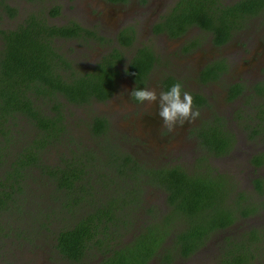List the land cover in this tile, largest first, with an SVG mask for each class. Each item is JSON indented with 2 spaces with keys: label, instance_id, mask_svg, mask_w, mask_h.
Wrapping results in <instances>:
<instances>
[{
  "label": "trees",
  "instance_id": "1",
  "mask_svg": "<svg viewBox=\"0 0 264 264\" xmlns=\"http://www.w3.org/2000/svg\"><path fill=\"white\" fill-rule=\"evenodd\" d=\"M263 10L264 0H235L231 4L221 0H176L153 30L176 37L188 27L197 26L210 34L212 43L219 45L230 37L232 30L240 28L246 17ZM5 11L9 16L16 13L9 5ZM58 13L57 6L48 12L50 16ZM83 34L101 40L76 22L50 24L36 12L29 13L13 29H0V217L15 212L20 215L28 205L26 202L33 201L25 192L27 180H35L36 170L40 183H44L41 176L51 182V196L70 194L62 202L63 212H71L72 205L80 202L90 206L79 212L71 225L57 230L54 248L62 258L81 264L93 253L98 258L95 264H147L152 258L171 264L177 257H189L213 233L221 232L218 230L231 225L238 216L251 214L255 208L242 209L239 193L236 208L228 206L226 196L234 191V186L225 185L228 180L222 174H214L204 155L198 156L194 168L189 170L178 164L146 166L129 150L109 140V122L102 115L91 117L88 124L91 136L99 138L96 144L85 146L67 133L64 106L77 108L107 99L116 89L118 64L123 60L121 51L113 47L89 70L74 68L55 48L54 39H78ZM133 39L134 31L128 27L116 35L120 46L131 45ZM155 60L150 47L140 46L124 63L135 87L143 85ZM225 69L223 61H216L203 69L199 79L214 80ZM173 82L169 76L162 79L165 90ZM242 89V84L235 83L229 93L233 97ZM257 91L264 93V85H258ZM202 100L199 94L192 99L196 104ZM259 113L263 126L264 105ZM222 120L215 116L195 128L200 146L210 155L226 153L236 141ZM62 143L68 152H62L57 156L59 161L50 164L44 153ZM263 156L264 152L258 153L251 161L258 164ZM253 184L261 191L260 178L254 179ZM146 186L161 188L166 193L167 212L145 207ZM51 216L48 210H39L30 224V234L35 235L40 228L48 229ZM13 229L20 230L9 224V230ZM128 231L133 235L123 239ZM263 242L264 226L232 238L224 237L218 262L250 264L255 255L253 248H262Z\"/></svg>",
  "mask_w": 264,
  "mask_h": 264
},
{
  "label": "rangeland",
  "instance_id": "2",
  "mask_svg": "<svg viewBox=\"0 0 264 264\" xmlns=\"http://www.w3.org/2000/svg\"><path fill=\"white\" fill-rule=\"evenodd\" d=\"M151 1L154 2L155 0ZM8 5L16 10L14 16H9L6 13L5 7ZM53 6L59 8V13L56 15L57 20L54 19V16L48 14ZM67 7L72 8L68 9ZM165 7L167 8V6ZM130 8L135 9L136 6L131 4ZM31 12H36L46 18L50 24L62 25L76 22L84 29L91 30L95 35H99L98 37L101 40H86L87 38L69 40L56 38L54 40L55 48L67 57V60L79 71L89 70L88 64L99 55L101 57V54L108 51L110 47H115L121 51L123 60L119 64V84L115 95L111 99L105 102L92 101L89 105L77 108L72 105L64 106L67 133H70L81 144L91 146L98 142L99 138L91 136L88 124L91 117L102 115L109 122L107 132L109 140L120 145L123 149L129 150L139 162L144 163L146 166L171 167L178 164L189 170L194 168L191 163L195 164L193 159L198 157L195 155L205 153L198 142V138L195 143L190 135L189 128H192L191 126L183 127L175 124L170 129L167 128L156 115L155 103H137L132 101L126 93L129 82L124 76V63L133 54L140 41L151 45L156 54V62L150 70L145 88L152 89L157 94L160 91L161 77L165 74L178 75L183 79L184 91H190V83L194 82L195 84L196 68L210 61L223 58L229 69L223 77H219L215 82L202 85L203 87L198 86L197 88L195 85V89H198L199 94H206L210 99V103L204 109L202 116H200L201 110H196L199 113L198 116H200L198 123L210 121L208 119L214 116L224 117L225 125L232 133L234 132L237 139L238 149L232 153V157L236 156L237 161L238 157H247L244 151H246V154L255 151L249 150L247 146H244L246 148L244 149L242 145L253 143L254 146H258L264 144V132L261 136L253 137L248 129L249 124L244 125V123L250 122L251 116L258 120L261 115L259 110L264 105V93L257 91L258 85H264V11L252 18V21H247L252 22V29L255 30L254 34L257 40L253 39L251 41L252 36L249 32L246 38L249 44L242 49L239 43L245 45V40L241 41L237 37L236 40L230 41L228 52L225 54L215 49L211 50L207 36H203V32L198 31V34L193 32L180 40H166L165 44H162L161 41H157L147 32L149 26L157 18V15L154 19L151 18L154 15L152 11L147 14V17L143 15L144 12H141V15L130 21L128 18H122L128 13L126 7L119 8L102 0H0V29H13ZM145 17L146 19H144ZM131 22L137 25L133 39L135 43L120 46L116 40V29L125 28ZM192 38L197 40L198 45L189 49L185 48V44L193 40ZM233 82L242 84L244 89L238 98L227 101L226 90L229 84ZM58 99L64 101L61 96H58ZM237 113L241 116L240 120L236 118ZM190 125L193 126L194 123L192 122ZM62 141L65 143L66 140ZM64 143L58 148L50 147V150L44 153L47 158L46 161L50 164L57 163L59 161L57 156L68 149ZM211 163L221 172L220 168H225L226 171L229 170L233 176L238 175V173L243 175L244 172L245 176L241 183V191L253 192L252 179L249 180L251 171L247 159L233 162L227 156H224L212 160ZM260 173V176L264 175V169ZM33 175L35 180L31 178L27 180V191L25 192V196L33 201L26 202L28 205L22 208L20 215L15 212V216L0 217V252H2V262L0 264H69L68 262L71 261L62 258L54 248L55 234L62 226L71 225L80 216L78 213L89 209L90 206L86 202H80L78 205H72L73 210L71 212H63L61 210L62 202L67 201L70 194L61 192L51 196L49 194L53 189L51 182L41 176L40 179L44 183H40L37 180L39 174L36 170L33 171ZM236 190L237 188H235ZM143 194L146 195L149 201L158 205L165 197L163 190L153 187L149 190L144 189ZM234 195L231 194L230 201L234 199ZM56 196H58V199H56ZM99 196L101 199L102 195L99 194ZM99 196L97 197L99 198ZM249 200L254 202L264 201V196L260 194L256 196L255 193H251ZM41 209H46L52 213L51 223L48 229L40 228L35 235H31L30 224L36 220L37 212ZM263 217L264 213L257 215L254 219L249 218L244 224L246 226L248 223L247 227H258L260 225L258 222H261ZM238 222L236 220L234 226L230 227L231 235L232 232H241L240 228L244 230L243 225ZM9 224L13 228L18 226L23 231L14 232V229L9 230ZM133 233L128 231L123 239L130 238ZM223 234V231L213 233L204 246L196 252L189 257H177L171 264H219L218 256L221 253ZM261 247L258 250V260L256 262L252 260L250 264H264V242ZM88 255L82 260L81 264H89L91 260L96 258L93 253ZM158 262L161 261L154 260L155 264Z\"/></svg>",
  "mask_w": 264,
  "mask_h": 264
},
{
  "label": "flooded vegetation",
  "instance_id": "3",
  "mask_svg": "<svg viewBox=\"0 0 264 264\" xmlns=\"http://www.w3.org/2000/svg\"><path fill=\"white\" fill-rule=\"evenodd\" d=\"M102 1H104L105 3H107V4H111V5H114V6H117V7H119V8H127L128 9V13L126 14V15H124L122 18H128L130 21H132L134 18H136V16H139V15H141V12H144L143 13V15H145L146 17H147V14L148 13H150L151 11L153 12V16H151V18L153 17V19L155 18V16L157 15V18L155 19V21L149 26V28H148V30H147V32H149L150 33V35L151 36H153L154 38H156L157 39V41H161L160 43H162V44H165V42H166V40H180V39H182L183 37H185L187 34H192L193 32H203V36H207L206 38L208 39V42H209V47H210V49L211 50H218V51H221V52H223L224 54L226 53V52H228V49H229V43H230V41L231 40H236L237 39V37L238 38H240V40L241 41H243V40H245V45H243L242 43H239V45H240V47L242 48V49H244V48H246L247 46V44H249V42H248V40L246 39L247 38V36H248V34H249V32L251 33V36H252V39H251V41L254 39V40H257V37H256V35L254 34V31L255 30H253L252 29V22L250 23V22H247L248 20H251L252 21V18H254L255 16H257V14L256 15H254V16H249V17H246L245 19H244V21L242 22V24H241V26H240V28H238V29H236V30H232L231 31V35H230V37L226 40V41H224L223 43H221V44H219V45H216V44H214V43H212V41H211V36H210V34L208 33V32H206V31H203L202 29H200V28H198L197 26H190V27H188L187 29H186V31L182 34V35H180V36H176V37H169L166 33H165V31H157V32H155L154 30H153V26H154V24H156L157 22H159L160 20H161V16L163 15V14H165L167 11V9L170 7H172L173 5H174V3H175V1L176 0H155L154 2H152L151 0H127L126 2H121V3H109V2H107V1H105V0H102ZM223 3H225V4H231V3H233L235 0H221ZM171 2V3H170ZM133 5V6H136V8L135 9H131L130 8V5ZM165 6H167V8L165 7ZM166 9H165V8ZM68 9H71L72 7H67ZM169 8V9H170ZM153 9V10H152ZM165 9V10H164ZM264 11V10H263ZM263 11H260L258 14H262L263 13ZM146 17L144 18V19H146ZM54 19L55 20H57V17L56 16H54ZM250 25H251V29H250ZM137 25L135 24V23H133V22H131L130 24H128V25H126L125 27H128V28H130V29H132L133 31H134V34H135V27H136ZM15 28V27H14ZM5 30V29H4ZM121 29L119 28V29H116V35H117V33L120 31ZM245 31V32H244ZM144 32H146V31H144ZM198 32H197V34H198ZM196 34V33H195ZM85 36V37H84ZM81 38H87L86 40H94V39H96V38H92V37H88V35H86V34H83V37H81ZM56 39V38H55ZM54 39V40H55ZM193 40H190V41H188L186 44H185V48H187V49H189V48H193L194 46H196V45H198L197 44V40L195 39V38H192ZM62 40H64V39H62ZM67 40H69V39H67ZM133 43H135V41L133 40L132 41V44ZM140 46H147V47H150V49H152V51H153V47L151 46V45H148V44H146L145 42H141L140 41V43H139V45L137 46V47H140ZM107 48H109V46H107ZM111 48L112 47H110L109 48V50H111ZM136 49V48H135ZM109 50L108 51H105L103 54H101V57H102V55H104L105 53H107V52H109ZM153 53H154V51H153ZM154 55H156L155 53H154ZM100 57V55L96 58V59H93L92 60V62H90L89 64H88V67L89 68H91V67H93L96 63H97V61H99V59L101 58ZM156 57V56H155ZM218 62V61H223L225 64H226V62L223 60V58H221V60H215V61H210V62H208V63H205V64H202L199 68H196L197 69V73H195V84H194V82H192V83H190V91H187V92H189L190 94H191V97H192V99H193V97H195V95H198L199 94V92H198V89H195V85L197 86V88H198V86H202V85H207L208 83H211V82H215L219 77H223L224 76V73L228 70L229 71V69H228V65H226V69L223 71V72H221L220 74H219V76L217 77V78H215L214 80L213 79H207V80H205V81H202V80H200L199 79V74L203 71V69L206 67V66H208V65H210V64H212V63H214V62ZM155 62H156V60L154 61V63H153V65L155 64ZM149 74H150V71L146 74V76H145V78L143 79V81H144V83H143V85L141 86V87H146V85H147V83H148V79H149ZM124 76H125V78L128 80V84H129V87H128V89H127V91H126V93L128 94V92L133 88V87H135V82H134V80L131 78V77H129L127 74H125L124 73ZM167 76H169L174 82H176V81H179L180 83H181V85H182V91H184V84H183V79H181L178 75H174V74H165L163 77H161V80H160V91L161 90H165L164 89V86H163V84H162V79H164L165 77H167ZM236 83V82H235ZM234 82L231 84H229V86H228V88H227V98H228V100L227 101H232V100H234V99H236V98H238L241 94H242V91H243V89H242V91L238 94V95H235V96H231V94L229 93V90H230V87L233 85V84H235ZM118 84H119V82H118V76H117V78H116V89L112 92V94L107 98V99H105V100H103V101H97V100H94L95 102H105V101H107L108 99H111L112 97H113V95H115V93H116V91H117V88H118ZM203 87V86H202ZM159 91V92H160ZM199 95H201L202 97H203V100L200 102V104H196L195 102H193L192 101V107H193V109H195V110H201V113H200V116H202L204 113V109L206 108V106L207 105H209V103H210V99H209V97L206 95V94H199ZM130 99H132V98H130ZM132 101H134L133 99H132ZM200 116H198V117H195L194 119H191L190 121H185L184 123H182V124H180V123H178L180 126H183V127H187L188 125L189 126H191L192 128H189V133H190V135L193 137V139H194V142L196 143V140H197V136H196V134H195V128H196V126L198 125V124H202V123H198L199 122V119L198 118H200ZM105 117V116H104ZM219 117H221L223 120H222V122H223V124H224V126L227 128V126L225 125V118L224 117H222V116H219ZM240 114H236V118H238L239 120H240ZM106 118V117H105ZM215 118V116L214 117H210L208 120H212V119H214ZM107 119V118H106ZM108 120V119H107ZM194 123V125L192 126V125H190L191 123ZM206 122V121H205ZM249 124V125H248ZM244 125H248V129H249V132L251 133V135L254 137V136H261L262 135V133L264 132V123H263V126L260 124V121H259V119L257 120V118H254L253 116H251L250 117V122L249 123H247V124H245L244 123ZM200 126V125H199ZM199 126H197V127H199ZM262 126V127H261ZM195 127V128H194ZM258 129V132L257 133H254L253 132V130L252 129ZM228 129V128H227ZM229 130V129H228ZM230 131V130H229ZM194 134H193V133ZM233 134H234V132H233ZM235 137V136H234ZM252 137V138H253ZM236 141H237V139H236ZM234 142L232 145H231V147L227 150V152L226 153H224V154H221V155H210L206 150H205V153H202V154H200V155H204V156H206L207 157V160H208V163H210V165L213 167L212 169H213V172H214V174H217V173H220V174H222L224 177H226V179L228 180L227 181V183L225 184V185H228V186H230V187H233L234 186V191L232 192L231 191V193H230V195H227L226 196V199H227V204H228V206L230 207H233L234 209L236 208V196H238L237 194L239 193V195L241 194L242 196L240 197V200H241V205L243 206L242 207V209L243 208H246V207H248V208H251V206H253L255 209H253L252 211H250V213L251 214H249V215H246V216H238L237 218H236V220H238L239 222V224L241 223V225H243L242 227L244 228V230H242L241 228H240V230H241V232L239 231L238 233H235V232H232V235L230 234V227H232V226H234V223L236 222V220H235V222H233L231 225H228V226H226V227H224V228H222V229H219L218 231H223V237H233V235L234 236H239V235H241V233H246V231H249V230H251V229H257V230H259V229H261L263 226H264V217L261 219V222H258L260 225L258 226V227H247L248 226V223H247V225L245 226V222L249 219V218H256V216L257 215H260V214H262V213H264V201H262V200H258V201H256V202H254V201H250L249 199L251 198V193H255L256 194V196L257 195H262V196H264V175H261L260 176V171L262 170V169H264V156L263 157H261V158H259V162H258V164H255V163H253L252 161H251V158L254 156V155H257L258 153H261V152H264V146H262V145H264V144H261V145H258V146H254V144L252 143V144H250V145H242L243 147L244 146H247L248 147V149L249 150H255L254 152H252L251 154H246V151H244V153H245V155L247 156L246 158H242V157H238V161L240 162L242 159H247V163H248V166H249V170L251 171V176H249V180L250 179H252V189H253V192H245V191H241V183H242V180H243V177L245 176L244 175V172H243V175H242V173L240 174V173H238V175H235V176H233V175H231L232 173L229 171V170H224V169H222V168H220L221 170H222V172L221 171H219V170H217L216 169V167L213 165V163H211L212 162V160H214V159H218L219 157H224V156H227L228 157V159H230L231 161H233V162H238L237 160H236V156H233L232 157V153L233 152H235L237 149H238V146H237V142ZM198 142H199V139H198ZM185 145H190V144H185ZM183 149H185V148H183ZM244 149H246L245 147H244ZM199 154H196L195 156H200ZM131 156H133V154L131 153ZM134 157V156H133ZM136 158V157H135ZM197 158V157H196ZM196 158L195 159H193V161H194V163H195V160H196ZM138 160V159H137ZM193 165H195V164H193V162L191 163V166H193ZM257 178H260L261 179V183H262V185H261V187H260V189H261V191H258L257 190V188L254 186V184H253V180L254 179H257ZM147 188L145 189V190H149L151 187L150 186H146ZM235 188H237V190L235 191ZM161 189V188H160ZM162 190V189H161ZM231 194H235L234 195V199L233 200H231L230 201V197H231ZM164 196L166 197V193L164 192ZM144 197H145V200H146V204H145V207L147 208V207H150V206H153V207H155V208H157V209H159V211L160 212H167L168 211V206L166 205V202H165V197H164V199H163V201H161V203H160V205H158V204H155V203H153V202H151V201H149V199L146 197V195L144 194ZM243 223V224H242ZM250 223V222H249ZM238 225V224H237ZM240 227V226H239ZM205 241H207V239L205 240ZM164 244H166V240L163 242V245ZM258 250H259V247L257 246L256 248H253V252H254V258H253V261H257L258 260ZM2 252H0V262H2ZM11 259H13V258H11ZM66 260V259H65ZM154 260H156V259H154V258H152V260H150L147 264H155L154 263ZM98 261V258H95L94 260H91L90 262H89V264H95L96 262ZM69 264H73L74 262H68ZM75 264H78V263H75ZM156 264H165V263H163V262H158V263H156Z\"/></svg>",
  "mask_w": 264,
  "mask_h": 264
},
{
  "label": "clouds",
  "instance_id": "4",
  "mask_svg": "<svg viewBox=\"0 0 264 264\" xmlns=\"http://www.w3.org/2000/svg\"><path fill=\"white\" fill-rule=\"evenodd\" d=\"M123 71L126 74L125 65ZM128 96L137 103H155L156 115L162 124L169 129L175 124H182L199 115L198 111L192 107L191 94L182 91V85L179 81L173 82L166 90H161L159 94L149 88L133 87L128 92Z\"/></svg>",
  "mask_w": 264,
  "mask_h": 264
}]
</instances>
